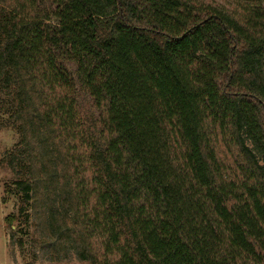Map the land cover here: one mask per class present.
<instances>
[{
    "label": "trees",
    "instance_id": "16d2710c",
    "mask_svg": "<svg viewBox=\"0 0 264 264\" xmlns=\"http://www.w3.org/2000/svg\"><path fill=\"white\" fill-rule=\"evenodd\" d=\"M0 113L54 259L264 264V0H0Z\"/></svg>",
    "mask_w": 264,
    "mask_h": 264
},
{
    "label": "rangeland",
    "instance_id": "374dc122",
    "mask_svg": "<svg viewBox=\"0 0 264 264\" xmlns=\"http://www.w3.org/2000/svg\"><path fill=\"white\" fill-rule=\"evenodd\" d=\"M71 70L76 80V66L70 61L61 62ZM77 100L82 108H90L97 120L100 112L93 106V99L77 84ZM0 113V264H92L72 254L67 259L56 260L52 253L42 246L43 236L32 218L26 222L19 217L20 201L13 191L15 170L10 166V151L19 140L18 134L4 121ZM14 216L12 231L7 218ZM44 246V245H43Z\"/></svg>",
    "mask_w": 264,
    "mask_h": 264
}]
</instances>
